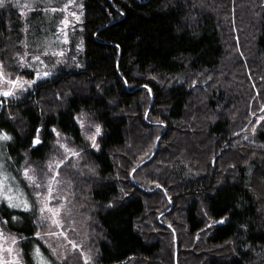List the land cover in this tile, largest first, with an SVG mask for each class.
I'll use <instances>...</instances> for the list:
<instances>
[{
	"label": "trees",
	"instance_id": "16d2710c",
	"mask_svg": "<svg viewBox=\"0 0 264 264\" xmlns=\"http://www.w3.org/2000/svg\"><path fill=\"white\" fill-rule=\"evenodd\" d=\"M81 1V69L0 97L8 152L42 180L24 181L36 206L61 163L59 226L25 214L22 245L35 237L56 264H264V0ZM25 2L0 7L11 79L54 50L58 24Z\"/></svg>",
	"mask_w": 264,
	"mask_h": 264
},
{
	"label": "rangeland",
	"instance_id": "374dc122",
	"mask_svg": "<svg viewBox=\"0 0 264 264\" xmlns=\"http://www.w3.org/2000/svg\"><path fill=\"white\" fill-rule=\"evenodd\" d=\"M27 4L29 0H25ZM44 3L43 9L45 14H49L54 21L58 24L55 35L51 32H46L43 40H51L50 44L53 45L54 50L47 49L44 52H34L31 54H25L22 57L21 66L27 69L33 70V77L18 76L15 79H11L7 76L2 68L0 71L3 72V78H0V93L4 91H11L13 95L3 96L16 98L22 92L29 90L38 80L45 79L53 75L58 68H64L68 70H79L80 65H74L73 63L78 62V55L83 50V17H82V1L81 0H40ZM71 33L76 37L77 56L76 53L73 56L69 51L71 42ZM72 51V50H71ZM47 55V57H45ZM39 57V59H37ZM47 73V75H44ZM39 77V78H38ZM9 81H20L23 83V88H20L17 84L13 86ZM35 81L34 83H31ZM78 123L81 127L87 125L85 119L77 117ZM82 127V128H83ZM98 127V126H97ZM91 128L87 134V137H95L96 128ZM100 128V127H99ZM101 131V129H100ZM0 134H7L4 131ZM8 135V134H7ZM10 140H0V214L1 218L5 222V225L0 224V264H56L53 259L45 252L41 244L35 237L30 239V242L22 245L20 238L15 234L16 231L25 232L30 229V224L25 214L30 215L32 221L40 224H47L53 226L52 219L59 221V215L52 217L48 211H41L44 208V204L47 203L49 208L51 205L47 200L48 193L46 196H42L41 190H36L33 187L34 194L36 193V199L38 204L36 206L33 198L29 197L24 181L30 185H34L24 176V172L27 171L30 176H33L35 182L42 181L39 176H35L31 164L21 166L22 163L15 165L13 156L8 152V144ZM91 140V139H90ZM92 141V140H91ZM93 142V141H92ZM72 154L67 151V155ZM27 163L25 160L23 162ZM60 160H52L48 163L50 167L51 175L46 176V181H62L58 179L57 172L60 166ZM53 172V174H52ZM42 176V172H41ZM56 176V179H55ZM6 177V179H5ZM53 190V187H52ZM12 198V203L20 204V207H12L9 205L8 199ZM23 203H27L28 210H24ZM37 209V210H36ZM54 209V208H53ZM60 213V211H59ZM1 222V221H0ZM56 226V225H55ZM37 238L42 240L41 234L37 233ZM44 240V239H43ZM25 243V241H24ZM11 249V251H9Z\"/></svg>",
	"mask_w": 264,
	"mask_h": 264
},
{
	"label": "snow or ice",
	"instance_id": "6c2138e0",
	"mask_svg": "<svg viewBox=\"0 0 264 264\" xmlns=\"http://www.w3.org/2000/svg\"><path fill=\"white\" fill-rule=\"evenodd\" d=\"M4 6V0H0V7ZM37 59H39V57H37ZM0 68H2V65H0ZM44 75H47V73H44ZM0 78H3V72L0 71ZM39 78V77H38ZM35 81H32L31 83H34ZM9 83H12L13 86H16L17 84L19 85L20 88H23V83L24 82H20V81H9ZM0 95L3 96H9V95H13V93L11 91H4L2 93H0ZM100 134V128L97 127L96 128V135ZM11 137L7 134H0V140H10ZM89 139H91L93 141V146L95 147V137H89ZM36 143H39V140L37 139ZM66 151H70L68 149H66ZM72 155H78V153L72 152ZM51 167V166H50ZM24 176L29 180V182L35 184V180L33 178V176H30L28 174L27 171L24 172ZM6 179V177H5ZM54 181H50L49 184L47 185V190H48V197L46 198L47 200L51 199V193H52V184ZM37 187H39V185H36ZM6 199H8L9 205L12 207H20V204H14L12 203V198L11 197H6ZM23 207L24 210H28V205L27 203H23ZM48 211L49 213H51L52 217H56L59 215V209H53V208H49L47 203L44 204V208L41 209V211ZM52 223L56 226H59V221L57 219H52ZM53 235H56V233H53ZM60 235H63V233H60ZM9 251H11V249H9Z\"/></svg>",
	"mask_w": 264,
	"mask_h": 264
}]
</instances>
